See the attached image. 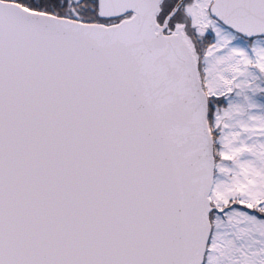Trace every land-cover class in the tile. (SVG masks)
I'll return each instance as SVG.
<instances>
[{"label":"snow or ice","instance_id":"6c2138e0","mask_svg":"<svg viewBox=\"0 0 264 264\" xmlns=\"http://www.w3.org/2000/svg\"><path fill=\"white\" fill-rule=\"evenodd\" d=\"M0 264H264V0H0Z\"/></svg>","mask_w":264,"mask_h":264}]
</instances>
